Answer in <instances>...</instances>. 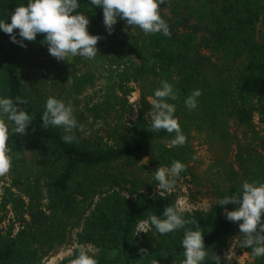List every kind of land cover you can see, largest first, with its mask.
<instances>
[{"label": "trees", "instance_id": "16d2710c", "mask_svg": "<svg viewBox=\"0 0 264 264\" xmlns=\"http://www.w3.org/2000/svg\"><path fill=\"white\" fill-rule=\"evenodd\" d=\"M24 3L27 0H0V20L10 23L11 14ZM78 3L77 11L90 21V34L100 37L98 54L110 67L120 70L117 82L108 87L103 106L89 110L95 120L105 119L104 113L109 115L116 106L124 105L134 91L130 85L148 82L146 95L153 98L161 81H167L177 94V99L169 102L176 106L185 143L172 146L175 133L152 130L150 119L142 114L128 132L115 127L110 134L112 145H91L79 130L75 141L64 143L62 128L43 127L45 104L27 91L21 71L26 51L36 58L45 51L46 34H38L21 47L11 41L10 34L0 32V95L27 99L18 107L32 117L27 134L9 135L12 181L5 189L1 208L6 212L10 208L14 224L6 233L0 228V264H40L66 246L75 230L74 243L78 248L94 245L98 264H181L184 231L196 226L204 233L208 248L204 264H215L212 255H218L225 247V238L239 228V222L226 219L225 209L231 211L235 205L215 203L206 212L184 213L185 219L196 224L188 223L184 229L165 235L149 232L140 240L134 231L137 222L151 214L160 216L177 198L127 190L135 195L130 199L118 190L128 181L114 170L118 164L133 168L154 157L158 168L182 162L185 170L180 175L185 176L192 157L191 130L215 140L228 137L226 129L231 122L249 129L257 118L264 126V33L260 31L264 0H175L171 11L176 23L168 24V36L145 34L139 28L129 32L126 20H118L109 34L103 10L90 0ZM194 89L202 94L197 108L189 110L184 101ZM115 90L124 96L117 98ZM112 97L120 102L113 104ZM237 158L243 169L253 164L257 181L264 182L263 155L246 154L240 147ZM240 189V185H231L220 199ZM17 224L20 229L15 234ZM78 248L60 264H71ZM241 249L255 264H264V257H254L250 248Z\"/></svg>", "mask_w": 264, "mask_h": 264}, {"label": "clouds", "instance_id": "9594fccd", "mask_svg": "<svg viewBox=\"0 0 264 264\" xmlns=\"http://www.w3.org/2000/svg\"><path fill=\"white\" fill-rule=\"evenodd\" d=\"M90 3L103 10V22L109 34L118 20H126L133 29L139 28L145 34L170 35L168 24L160 12L165 0H90ZM79 7L78 0H27L26 4L19 5L11 14L10 23L8 19L0 20V32L10 34L11 41L21 47L26 46L25 41L35 40L38 34H46L44 42L47 43L49 54L58 60L76 56L93 60L99 53L97 44L100 37L90 34L88 16L77 11ZM201 94L200 89H194L185 99V106L189 110L197 108V98ZM176 99L174 86L161 81V86L154 90L153 98L149 101L151 108L145 114V119L150 118V128L154 131L174 132L171 145L182 146L186 137L175 116L176 106L169 102ZM27 102V99L19 96L13 99L0 95V175L7 174L12 165V148L8 142L10 133L27 134L28 126L31 125L30 114L18 107ZM41 119L44 128L52 126L63 129L61 139L64 143L75 141L77 130L84 131L71 104L54 96L46 99ZM101 126L102 122L97 121L96 127ZM184 170L185 165L180 161H173L167 167L160 166L154 173L159 193L161 190H171ZM217 204L235 205L231 211L225 209L226 219L239 222L242 235L233 238L223 256V262L219 255H212L215 264H232L237 247L250 248L254 257H264V182L245 180L239 192L224 196ZM186 210L178 200L176 204L166 207L160 216L151 214L138 221L134 231L136 235L153 231L161 235L175 233L178 229H184L188 223L196 224V221L185 219ZM181 245L184 250L181 264H204L209 253L200 227L185 229ZM97 251L94 245L81 244L71 264H98Z\"/></svg>", "mask_w": 264, "mask_h": 264}, {"label": "rangeland", "instance_id": "374dc122", "mask_svg": "<svg viewBox=\"0 0 264 264\" xmlns=\"http://www.w3.org/2000/svg\"><path fill=\"white\" fill-rule=\"evenodd\" d=\"M175 0H165L161 5V16L167 24H175L176 17L171 11V5ZM182 18L183 16L180 15ZM182 30V27H177ZM264 33V26L260 28ZM128 31L135 33L137 28L128 25ZM45 51L40 53L39 58L30 57L25 52V60L21 64L23 81L27 91L34 100L45 104L49 96L70 103L73 107L74 115L77 121L81 120L84 126L82 137L90 142L91 145L113 144L111 133L116 128L121 132H128L130 125L137 121L140 114L144 115L150 111L151 97L146 95L148 82L136 83L130 85L133 88L124 102V105L116 106L109 115L103 114L105 119L95 120L89 112L95 105L103 106L106 101L107 90L117 82V74L120 71L116 67H110L109 63L96 55L95 59L89 60L83 57H68L67 60H58L49 54L48 46H44ZM79 82L82 83L79 86ZM118 97H123L121 91L115 90ZM112 95V93H111ZM112 103L120 100L111 98ZM122 102V101H121ZM150 119V118H148ZM101 121L102 126L97 128L96 122ZM226 131L229 133L226 139H210L206 134H200L191 130L188 134L192 148V157L189 162L190 171L185 175H179L174 187L171 190H159L156 187L158 183L154 179V173L158 169L150 157L141 164L126 168L122 164L115 166V173L128 181L121 190L122 194L130 199L135 195H129L127 190L138 191L146 195L166 196L175 195L177 201L187 209L185 213L195 211H208L212 205L217 203L223 193L231 185H242L247 180L249 182L257 181L255 167L248 163L246 169L241 167L237 155L240 147H244L246 154H261L264 158V126L260 125L256 118L252 128L238 127L231 122ZM110 137V138H109ZM169 142V141H166ZM248 159L249 156L245 155ZM29 157V154H28ZM11 174L0 175V228L5 233L13 228L14 215L8 209V212L2 211L1 203L5 189L11 184ZM176 201V202H177ZM19 224L15 225V234L19 232ZM77 231L72 232L70 242L44 258L40 264H60L69 259L78 246L74 243ZM148 233L138 234V238ZM238 229H235L225 238V247L218 254L223 262V256L229 249L234 237L241 236ZM235 258L232 264H255L248 253L242 251L240 247L235 248ZM98 253V252H97ZM238 258V260L236 259Z\"/></svg>", "mask_w": 264, "mask_h": 264}]
</instances>
